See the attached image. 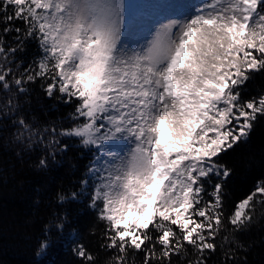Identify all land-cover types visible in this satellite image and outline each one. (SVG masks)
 I'll return each mask as SVG.
<instances>
[{
    "label": "snow or ice",
    "instance_id": "snow-or-ice-1",
    "mask_svg": "<svg viewBox=\"0 0 264 264\" xmlns=\"http://www.w3.org/2000/svg\"><path fill=\"white\" fill-rule=\"evenodd\" d=\"M0 15L23 21L24 36L41 52L15 84L52 80L49 97L78 101L72 118L82 122L62 135L97 148L133 145L90 169L99 183L89 206L107 222L105 247L123 254L107 264H128L130 253L152 264L157 245L165 259L156 264H176L173 256L189 255L185 245L197 256L189 264H205L200 257L216 251L215 229L225 219L223 185L211 193L205 185L230 175L215 158L246 142L257 116L264 117V96L244 101L240 91L250 73L264 71V0H204L194 15L162 24L135 50L121 44L123 0H0ZM10 72L0 71L5 88ZM205 195L212 199L202 203ZM256 202L264 204V184L227 216L234 230L253 225ZM77 251L94 261L82 245Z\"/></svg>",
    "mask_w": 264,
    "mask_h": 264
},
{
    "label": "trees",
    "instance_id": "trees-1",
    "mask_svg": "<svg viewBox=\"0 0 264 264\" xmlns=\"http://www.w3.org/2000/svg\"><path fill=\"white\" fill-rule=\"evenodd\" d=\"M26 28L23 21H6L0 15V45L6 50L0 54V71L11 68L6 76L9 87L0 82V264H107L123 254L105 247L107 222L89 206L94 188L85 189L84 181L91 183L95 148L61 134L82 122L72 118L78 101L66 103L58 92L49 97L45 89L52 80L15 84L31 73L41 56L38 42L24 36ZM12 48L17 51H8ZM240 91L244 101L264 96V71L250 73ZM215 159L230 170L227 179L214 181L223 185L225 219L215 229L216 251L205 250L200 258L205 264H264V204L256 202L255 222L247 230L236 231L227 220L239 201L264 184V117L257 116L246 142ZM77 244L95 258L93 262L78 255ZM185 247L189 255L173 256L176 264L197 259L191 246ZM160 248L157 245L152 264L165 259ZM142 259V254L130 253L128 264H142Z\"/></svg>",
    "mask_w": 264,
    "mask_h": 264
},
{
    "label": "rangeland",
    "instance_id": "rangeland-1",
    "mask_svg": "<svg viewBox=\"0 0 264 264\" xmlns=\"http://www.w3.org/2000/svg\"><path fill=\"white\" fill-rule=\"evenodd\" d=\"M203 3L204 0H123L124 21L121 44L130 50L138 49L142 45L146 46L162 24L194 15L196 9ZM132 146L128 141L105 142L103 148L93 146L95 153L92 168L105 166L114 158L113 153L123 155ZM88 178L91 183L85 184V189L90 185L94 188L99 183L92 172ZM220 179L225 180L222 176H212L205 185L206 192L211 193L215 186L214 181ZM210 199L211 196L205 195L202 203ZM75 246L78 249L79 245Z\"/></svg>",
    "mask_w": 264,
    "mask_h": 264
}]
</instances>
